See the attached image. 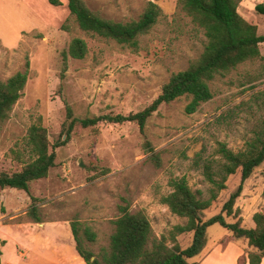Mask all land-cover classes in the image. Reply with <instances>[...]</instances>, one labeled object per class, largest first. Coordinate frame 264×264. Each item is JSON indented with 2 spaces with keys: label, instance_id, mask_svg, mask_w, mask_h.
<instances>
[{
  "label": "rangeland",
  "instance_id": "374dc122",
  "mask_svg": "<svg viewBox=\"0 0 264 264\" xmlns=\"http://www.w3.org/2000/svg\"><path fill=\"white\" fill-rule=\"evenodd\" d=\"M84 1L101 17L117 22L139 19L150 1L160 6L163 15L139 36L138 47L133 49L81 30L67 0L58 6L48 0H0V80H7L30 61L24 94L2 126L0 172L19 171L35 158L28 144L31 125L45 126L52 145L64 138V100L78 117L137 112L161 93L174 73L186 69L204 50L203 31L179 11L177 0ZM241 13L248 17L258 14L245 8ZM258 34L264 35V26ZM75 37L87 42L88 53L84 59L70 58L61 79L62 52ZM260 49V57L217 74L211 81L214 97L196 112H186L191 97L184 95L161 105L149 118L147 135L160 153V167L146 153L136 123L101 122L94 128L77 126L71 139L55 148L56 165L49 175L32 182L42 223L34 222L24 210L12 216L4 214L7 207L14 212L31 201L17 189L0 188L1 264H74L62 257L68 251L78 254L70 225L73 220L96 233L94 242L84 239V244L97 255L109 247L114 220L121 215L119 206L126 203L132 212H146L153 239L170 238L174 227L187 219L173 214L160 199L171 191L169 180L185 176L194 191L208 198L212 184L204 175L205 163L213 157L217 142L225 141L232 150L241 151L264 120V43ZM226 184L204 211L205 220L222 211L241 184V170L230 175ZM263 190L264 162L243 183L234 205L245 227H253V214L264 210ZM13 223L23 224L17 229ZM192 239L193 233L177 237L183 248ZM18 244L28 250L25 259L17 251ZM250 250L246 240L233 239L231 231L216 223L207 228L202 250L188 261L238 264ZM83 264L87 263L83 260Z\"/></svg>",
  "mask_w": 264,
  "mask_h": 264
},
{
  "label": "trees",
  "instance_id": "16d2710c",
  "mask_svg": "<svg viewBox=\"0 0 264 264\" xmlns=\"http://www.w3.org/2000/svg\"><path fill=\"white\" fill-rule=\"evenodd\" d=\"M52 5L62 4V0H48ZM243 0H177L179 11L188 16L195 27L203 31L205 47L196 60L179 72L174 73L163 86L161 93L145 108L137 112L109 113L78 117L71 105L64 100L66 120L62 126V138L52 145L49 133L42 124H33L28 130V144L35 158L21 170L9 173L0 172V188L7 187L24 190L30 197L27 210L34 222L42 223L39 214V198L31 192L32 182L45 178L56 165V147L65 145L77 126L84 128L97 127L101 122L136 123L144 138L143 146L155 166L160 167L162 160L147 135V122L159 110L161 105L186 95L191 101L186 112L197 111L200 105L211 100L214 93L211 81L217 74L235 69L239 64L261 56L260 44L264 43V35L258 34V26L245 19L238 7ZM68 8L81 30L101 37L111 38L122 45L136 49L139 36L146 34L163 15L162 9L150 1L144 13L137 20L117 22L101 17L91 10L84 0H67ZM257 13L264 15V3L255 6ZM88 53V44L81 37H75L67 49L62 52L61 79H64L69 67V59H84ZM30 61L26 60L23 69L12 74L7 80H0V142L3 124L10 119L14 105L23 96L29 80ZM264 162V120L241 151L232 150L225 141H218L213 157L205 163L204 175L212 184L210 196L203 198L189 185L185 176L173 177L169 180L171 191L161 196L173 214L187 219L185 224H178L170 234V238L162 236L153 239L151 221L144 210L132 212L128 203L120 205L121 215L114 220V231L110 237L108 248L103 247L99 254L86 248L84 239L94 242L96 233L90 227L82 228L81 222L73 220L71 231L75 240V249L87 264H191L188 259L197 255L206 243L207 228L219 223L232 233L233 239H244L251 249L243 254L238 264H261L264 258V210L256 211L252 218L253 227H245L239 210L234 205L243 190V183L254 170ZM241 170V184L230 195L223 205L222 211L208 219L203 218L217 199L218 193L227 187L230 175ZM264 198V190H263ZM5 212V207H1ZM238 217L229 222L228 218ZM184 233H193L189 246L183 248L177 237ZM168 240L173 244L170 245ZM5 244V241H3ZM2 249L0 247V262Z\"/></svg>",
  "mask_w": 264,
  "mask_h": 264
},
{
  "label": "crops",
  "instance_id": "0c3cea01",
  "mask_svg": "<svg viewBox=\"0 0 264 264\" xmlns=\"http://www.w3.org/2000/svg\"><path fill=\"white\" fill-rule=\"evenodd\" d=\"M258 3H264V0H243L241 3H240V5H239V7H238V11L240 12V14L245 18V19H247L248 21H250V22H252V23H254V24H256L257 26H258V30H259V28H260V26L262 27V26H264V18L260 21V20H257L256 18H258L259 16L260 17H264V15H262V14H259V16H258V14H255V16H251L250 15V17H248V16H244L242 13H241V9L242 8H245L246 9V11L247 12H254V11H256L255 10V6L258 4ZM262 44V43H261ZM260 44V45H261ZM14 189H16V188H14ZM15 191H17L18 193H20V192H24V193H26L24 190H21V189H17V190H15ZM27 194V193H26ZM28 195V194H27ZM29 197V196H28ZM30 198V197H29ZM1 203H2V205H3V198H1ZM29 207V206H28ZM28 207H26V208H23V209H21V210H19V208H16L15 209V211L14 212H10V209L7 207L6 208V213H4V214H7V215H9V216H12V215H16V214H20V213H23V210H24V213H27V210H28ZM22 224L23 223H13V224H11V225H13V226H15L17 229H21V226H22ZM6 243H7V241H6ZM17 251H18V253L20 254V256L23 258V259H25L28 255H27V248H24V247H22L20 244H18L17 245ZM2 253H4V246L2 247ZM78 253V252H77ZM62 257L63 258H65L67 261H69V262H74V264H83V258L79 255V254H75L74 252H69L68 251V255H65V254H63L62 255ZM2 260H3V254L1 255V262H0V264L2 263ZM4 264H10L9 262H5ZM246 264H248V263H246ZM261 264H264V258L262 259V263Z\"/></svg>",
  "mask_w": 264,
  "mask_h": 264
}]
</instances>
